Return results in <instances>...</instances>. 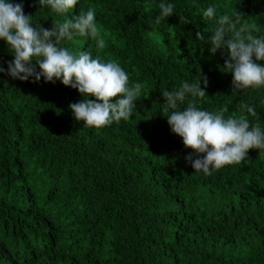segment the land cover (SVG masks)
<instances>
[{"label": "trees", "instance_id": "trees-1", "mask_svg": "<svg viewBox=\"0 0 264 264\" xmlns=\"http://www.w3.org/2000/svg\"><path fill=\"white\" fill-rule=\"evenodd\" d=\"M9 2L48 30L94 9L99 36L61 46L115 60L129 86L143 87L130 119L87 128L70 109L84 99L78 90L13 79L14 56L0 40V264H264V151L211 175L195 172L186 157L202 156L185 148L160 108L162 89L202 74L207 96L198 108H227L225 117L243 114L264 129V87L233 91L227 51L212 54L207 43L225 13H240L264 37V0H78L64 15L39 0ZM162 2L173 15L156 24ZM209 6L213 20L203 17ZM241 103L258 118L241 113Z\"/></svg>", "mask_w": 264, "mask_h": 264}, {"label": "clouds", "instance_id": "clouds-1", "mask_svg": "<svg viewBox=\"0 0 264 264\" xmlns=\"http://www.w3.org/2000/svg\"><path fill=\"white\" fill-rule=\"evenodd\" d=\"M39 4L55 14L64 15L75 8L78 0H39ZM173 9L171 3H160L155 23L171 17ZM216 11L215 6H209L203 11V17L213 20ZM241 16L238 12L220 15L207 41L212 54L220 49L227 51L228 59L223 69L233 76V91L264 87V64L257 63L264 61V37L253 35L241 23ZM32 20L24 14L22 4L0 0V40L7 43L14 56L7 74L21 81L33 78L39 82L41 77L45 82L61 80L64 86L77 89L84 99L71 104L70 109L84 127L100 129L130 119L143 85L129 86L128 74L115 60L104 61L98 54L93 58L91 51L74 54L61 46L64 40L72 41L76 36L93 39L99 36L95 10H81L73 18L55 23L52 30L34 27ZM197 40L203 41L204 36L197 33ZM96 47L103 49L105 40L99 38ZM2 72L4 69L0 67ZM201 81L207 88V78L201 74L192 82H183L178 89H162L167 104L160 108L167 114L165 117L172 132L182 138L185 148L202 156L195 160L191 155L186 157L195 172L211 175L212 171L240 164L249 150L264 151V129L259 123H250L243 114L225 117L227 108L219 112L198 108L197 99L207 96ZM238 107L241 113L257 117L253 106L241 103Z\"/></svg>", "mask_w": 264, "mask_h": 264}]
</instances>
